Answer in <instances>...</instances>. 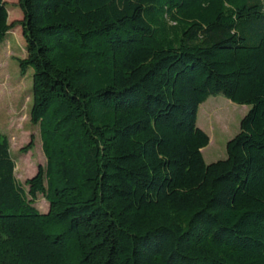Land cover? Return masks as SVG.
<instances>
[{"label": "trees", "instance_id": "obj_1", "mask_svg": "<svg viewBox=\"0 0 264 264\" xmlns=\"http://www.w3.org/2000/svg\"><path fill=\"white\" fill-rule=\"evenodd\" d=\"M19 6L47 165L26 190L0 134V264H264V0ZM217 95L251 110L208 165Z\"/></svg>", "mask_w": 264, "mask_h": 264}, {"label": "rangeland", "instance_id": "obj_2", "mask_svg": "<svg viewBox=\"0 0 264 264\" xmlns=\"http://www.w3.org/2000/svg\"><path fill=\"white\" fill-rule=\"evenodd\" d=\"M5 1L9 23L21 21L20 0ZM26 57L22 28L17 26L0 46V134L9 138L16 178L28 190L27 181L37 175L40 167H46L47 159L39 126L31 122L34 71L30 69L23 75L19 66ZM250 110V106L235 104L223 95L212 96L200 106L197 125L210 137L209 146L202 150L206 164L227 158V144L240 133L241 122ZM31 142L33 148L23 152ZM35 207L43 214L49 211V203L41 194Z\"/></svg>", "mask_w": 264, "mask_h": 264}]
</instances>
